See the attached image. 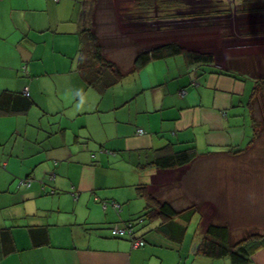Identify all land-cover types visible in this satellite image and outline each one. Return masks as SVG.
Segmentation results:
<instances>
[{
	"label": "crops",
	"instance_id": "obj_1",
	"mask_svg": "<svg viewBox=\"0 0 264 264\" xmlns=\"http://www.w3.org/2000/svg\"><path fill=\"white\" fill-rule=\"evenodd\" d=\"M86 6L0 0V98L10 90L32 101L26 112L0 111V204L9 200L0 206V264H233L198 253L199 212L171 222L179 241L158 221L137 229V246L111 229L142 212L138 186L151 183L159 155L248 147L256 78L175 55L100 92L80 68ZM2 229L11 232L4 240ZM247 264H264V247Z\"/></svg>",
	"mask_w": 264,
	"mask_h": 264
},
{
	"label": "rangeland",
	"instance_id": "obj_2",
	"mask_svg": "<svg viewBox=\"0 0 264 264\" xmlns=\"http://www.w3.org/2000/svg\"><path fill=\"white\" fill-rule=\"evenodd\" d=\"M97 1L87 0L85 25L106 41L117 33L128 38L116 45L107 42L106 47L108 59L123 72L132 68L138 51L177 40L186 47L212 52L215 64L223 68L238 61L242 73L256 78L253 116L258 135L246 151L237 155L217 152L196 158L184 168L158 169L149 185L161 200L176 207L200 205L206 224L228 223L233 240L264 232V0H183L164 10L153 7L147 15L134 9L133 0H112L118 25L112 23V11L97 10ZM218 8L223 12L214 11ZM202 10L210 11L200 15ZM8 202L5 198L0 206ZM195 228L193 220L190 231Z\"/></svg>",
	"mask_w": 264,
	"mask_h": 264
},
{
	"label": "trees",
	"instance_id": "obj_3",
	"mask_svg": "<svg viewBox=\"0 0 264 264\" xmlns=\"http://www.w3.org/2000/svg\"><path fill=\"white\" fill-rule=\"evenodd\" d=\"M108 1L107 4L102 6V4L99 3H102V0H98V5L95 4L96 8L101 13L106 10L112 11V23L118 25V20L116 18L117 7L112 0ZM182 2L183 0H133L132 6L134 9L147 15L153 7H161V9L164 10L166 7L180 5ZM223 10L224 9L221 8L214 9L215 12H223ZM209 11L202 10L199 14H207ZM105 39V36L100 35L96 30H92L89 27H86L82 31L79 56L80 68L82 69V74L87 81V84L94 86L100 92H104L106 89H109L116 83L120 82L126 75V72H128L121 71L115 63L108 59L109 57L106 53L107 42L116 45L118 40L122 41L123 39L128 38H126L125 35L117 33L116 35L111 36L109 41H106L107 39ZM175 55L184 56L187 62L192 66H210V68H212L211 72H221L235 77L243 74L248 75L247 72L242 73L239 70L240 66L238 61H233L230 64V68H226L225 70L213 68L212 65L215 62V56L212 52L186 47L177 40L167 41L154 45L149 49L138 51L134 57L132 68L129 72L143 68L151 60L164 59ZM257 86L258 85L256 84L252 97L248 103L252 113L254 111ZM27 97L24 95L22 96L21 93L15 91L9 90L4 92L0 98L1 113L26 112L32 105V101ZM254 121L255 118L253 116V122ZM257 135L255 129L252 138L254 139ZM252 141L253 140H251L249 144H252ZM246 148L247 147H229L223 150L230 154L237 155L245 152ZM197 157L198 153L191 147L178 151H168L156 158V166L163 170L184 168L193 163ZM20 180L23 184H26L28 181L30 182V180L26 178ZM138 190L139 193L146 198L145 207L137 217L129 219L123 226H118L126 228L127 231L124 234H114L112 232L113 227L111 229L112 236L130 237L131 239H134V242L139 240L140 243L143 244V238L137 237V229L148 223L150 224L151 222L158 221V225L155 227L156 229L167 234L173 241H179V232L181 230H177V224L171 225V222L175 223V218L180 217L190 221V219L199 212L200 216L205 220V215L200 208L201 206L196 203L192 202L184 207H176L169 200H161L158 195H156V191L152 189L149 184L139 185ZM204 225V231L197 247L198 253L204 256L213 258L227 257L233 264H247L250 262L252 254L259 248L264 247V232H252L238 240H233L231 227L228 223L210 221L208 224ZM1 233L4 240L9 237L11 232H9V230L5 232V229H2ZM4 242L5 241H2L1 239V243ZM4 245L6 246V244ZM4 248L5 250L8 249V247Z\"/></svg>",
	"mask_w": 264,
	"mask_h": 264
},
{
	"label": "built area",
	"instance_id": "obj_4",
	"mask_svg": "<svg viewBox=\"0 0 264 264\" xmlns=\"http://www.w3.org/2000/svg\"><path fill=\"white\" fill-rule=\"evenodd\" d=\"M126 231H127V230H126L125 227H118V226H115V227L113 228V230H112V232H113L114 234H119V235L124 234ZM129 232H130V231H129ZM139 244H141L139 240H137V241L134 242V245H135V246H137V245H139Z\"/></svg>",
	"mask_w": 264,
	"mask_h": 264
}]
</instances>
